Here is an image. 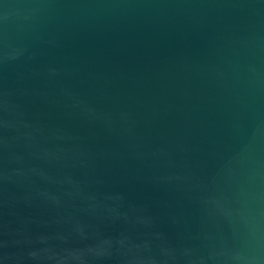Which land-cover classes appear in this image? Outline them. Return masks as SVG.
<instances>
[{
	"label": "water",
	"instance_id": "95a60500",
	"mask_svg": "<svg viewBox=\"0 0 264 264\" xmlns=\"http://www.w3.org/2000/svg\"><path fill=\"white\" fill-rule=\"evenodd\" d=\"M0 264H264V0H0Z\"/></svg>",
	"mask_w": 264,
	"mask_h": 264
}]
</instances>
